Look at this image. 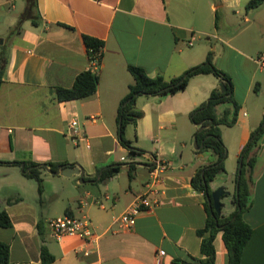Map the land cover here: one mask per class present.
<instances>
[{
    "label": "crops",
    "instance_id": "1",
    "mask_svg": "<svg viewBox=\"0 0 264 264\" xmlns=\"http://www.w3.org/2000/svg\"><path fill=\"white\" fill-rule=\"evenodd\" d=\"M247 2L36 0V22L24 18L12 32L26 0H0V55L5 58L0 209L11 219L10 226L0 227V239L9 244L7 264H199L194 258L204 254L197 229L207 217L206 197L191 177L215 154L194 148L198 123L190 111L222 79L212 71L199 72L175 92L137 95L135 105L142 115L126 124L124 136L140 153H129L121 143L117 109L132 81L128 64L170 78L204 61L211 50L214 65L229 75V93L239 104L231 126L239 131L240 154L264 113V61L258 59L264 54V0L255 7ZM83 34L103 41L97 88L82 97L58 99L56 87L71 86L76 74L89 67ZM247 100L263 103L249 113ZM230 107L222 102L216 111ZM72 118L80 130L75 138L68 127ZM251 154L252 203L242 215L252 231L240 264H264V132ZM154 157L170 163L161 201L140 211L132 227L122 228L118 216L146 189ZM31 160L77 162L84 174L50 173L41 166L39 190L36 180L25 174ZM115 164L119 168L113 175L101 177L104 168ZM210 186L215 188L214 179ZM64 213L86 216L96 237L52 236L46 220ZM213 243L214 264H225L222 229ZM41 246L52 260L42 261Z\"/></svg>",
    "mask_w": 264,
    "mask_h": 264
},
{
    "label": "trees",
    "instance_id": "2",
    "mask_svg": "<svg viewBox=\"0 0 264 264\" xmlns=\"http://www.w3.org/2000/svg\"><path fill=\"white\" fill-rule=\"evenodd\" d=\"M263 0H248V7H255ZM36 0H26V7L21 12L18 22L12 27L11 31H17L21 26V21L24 18H32L36 15ZM83 40L86 45L88 57L100 50L102 56L103 41L92 35L83 34ZM5 58L0 55V83L4 73ZM128 70L132 74V81L128 85L127 93L122 97L117 109L118 132L120 141L129 149V153H140L142 150L131 145L128 138L124 136V128L128 122H135L142 115V110L135 105L137 95L141 93L149 94H164L175 92L184 88L189 77L194 73L199 72H214L220 76L224 89L220 87L213 88L208 98L190 111L192 120L196 123L201 121L207 123L211 119L212 122L200 130L195 131L197 144L202 143L200 150L210 149L215 154V159L203 164L192 175L191 182L194 187L202 190L206 199L205 205L207 209V217L204 226L197 229L201 236L200 251L204 254L202 257L194 258L199 264H214L215 247L214 237L219 229H222V239L226 246V261L225 264H240L243 248L250 237L252 227L243 218V212L252 203V176L251 170L255 161V156L251 154V150L258 145L259 139L264 132V113L259 125L252 130L249 140L244 144L241 153V172L237 179V170L235 182H238V190L236 196L234 194L235 204L227 213L217 214L212 213V206L208 203L206 193L211 191L210 181L214 179L219 170H224L223 160L226 156V147L220 133V125H231L235 122L239 104L233 99L229 93L232 84L229 75L217 68L212 61V51L209 50L204 61L193 65L180 75L170 78H164L161 74L150 75L146 70L139 65L128 64ZM98 85V74L96 70L88 67L79 71L71 86L56 87V97L58 99L77 98L89 95L95 92ZM222 102H230V108H224L222 113L216 111V105ZM120 122V124H119ZM252 136V137H251ZM32 166L25 174L29 177H34L38 182V189L42 187V177L40 175V167L46 164L49 168L55 169L57 162L49 161L47 163H37L34 161L28 162ZM133 166V162L129 163V169ZM119 165H110L102 170L101 177H109L118 170ZM234 193H236L234 191ZM239 207V208H238ZM11 225V219L7 211L0 209V227ZM40 255L43 262H48L53 259V255L48 252L46 247L41 246ZM9 262V244L0 239V264Z\"/></svg>",
    "mask_w": 264,
    "mask_h": 264
},
{
    "label": "built area",
    "instance_id": "3",
    "mask_svg": "<svg viewBox=\"0 0 264 264\" xmlns=\"http://www.w3.org/2000/svg\"><path fill=\"white\" fill-rule=\"evenodd\" d=\"M188 43L191 44L192 40H189ZM88 58L89 67L92 70H97L101 60L100 50ZM258 59L264 61V54H261ZM68 127L70 134L75 138L80 132L77 119L72 118L68 123ZM153 162L146 189L136 195L118 216L119 224L122 228L132 227L140 211L150 209L161 201L160 195L164 193V185L166 183L164 171L168 169L170 163L167 159L161 157H154ZM46 224L48 232L57 238L64 234H77L87 240L96 237L95 232L89 226V219L84 215L78 216L64 213L48 218Z\"/></svg>",
    "mask_w": 264,
    "mask_h": 264
},
{
    "label": "rangeland",
    "instance_id": "4",
    "mask_svg": "<svg viewBox=\"0 0 264 264\" xmlns=\"http://www.w3.org/2000/svg\"><path fill=\"white\" fill-rule=\"evenodd\" d=\"M261 103H263V100L254 103L253 100H247V108L249 110V113H251V110H258L261 107ZM255 107V108H254ZM130 128V125L128 124ZM224 131V144L226 147V156L224 158L223 167L224 170L219 171L216 176L214 177V185L217 187L218 185H223L225 189L228 191L224 194V196L221 197V201L223 202L222 211L228 212L229 209H232L233 207V197L232 194L235 189V175H236V169L237 166H239V157L242 153L237 154L236 152V146H237V139L239 131L237 127L231 126V125H221ZM129 130V129H128ZM126 134V132H125ZM32 180H36L34 177H31ZM37 182V180H36ZM38 186V182H37ZM42 202H38V207H42Z\"/></svg>",
    "mask_w": 264,
    "mask_h": 264
},
{
    "label": "water",
    "instance_id": "5",
    "mask_svg": "<svg viewBox=\"0 0 264 264\" xmlns=\"http://www.w3.org/2000/svg\"><path fill=\"white\" fill-rule=\"evenodd\" d=\"M220 88L221 89H224V85H223L222 82L220 83ZM211 122H212L211 119L207 123H202L201 121H199L198 122L197 130H200V129L204 128V127H207ZM119 124H120V122H119ZM193 146H194V148L196 150L197 149H200L201 146H202V143L197 144L196 134L193 135ZM241 159H242V154L239 157V166H238V170H237V179H239V177H240L241 164H242ZM23 165H24V162H21V166H23ZM42 165L50 173H61V174H64V175H70L72 173H78L81 177L84 174V170H83L82 166L79 163H77V162H75L73 164H70V163L58 164L55 169L49 168L46 164H42ZM32 166H34V165H31L30 167H32ZM219 171H221V170H219ZM237 190H238V182H236V193H235L236 196H238ZM227 192L228 191L221 184V185H218L217 187L211 189L210 192H207L206 193L208 203L212 206V210H211L212 213L214 211L217 214H220L221 213V209H222V207L224 205L223 202L221 201V197H222V195L224 193H227Z\"/></svg>",
    "mask_w": 264,
    "mask_h": 264
},
{
    "label": "flooded vegetation",
    "instance_id": "6",
    "mask_svg": "<svg viewBox=\"0 0 264 264\" xmlns=\"http://www.w3.org/2000/svg\"><path fill=\"white\" fill-rule=\"evenodd\" d=\"M234 191L236 192V184H235V189H234ZM224 194H225V193H224ZM224 194H223L222 196H224ZM234 194H235V193L233 192V194H232V197H233V199H232V200H233V205L235 204Z\"/></svg>",
    "mask_w": 264,
    "mask_h": 264
}]
</instances>
